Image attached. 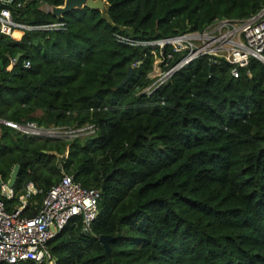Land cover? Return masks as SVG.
Here are the masks:
<instances>
[{
    "label": "trees",
    "instance_id": "obj_1",
    "mask_svg": "<svg viewBox=\"0 0 264 264\" xmlns=\"http://www.w3.org/2000/svg\"><path fill=\"white\" fill-rule=\"evenodd\" d=\"M106 1L104 11L81 7L62 18L43 6L65 0L7 5L16 23L66 26L0 32V119L98 129L37 140L0 122L3 182L20 165L15 197L0 186V201L15 210L31 183L29 200L41 203L64 173L100 189L91 231L76 219L49 242L55 264H264V63L251 58L250 74L235 78L229 63L201 56L149 94L153 48L116 37L202 31L253 16L264 0ZM103 235L112 237L111 254Z\"/></svg>",
    "mask_w": 264,
    "mask_h": 264
},
{
    "label": "built area",
    "instance_id": "obj_2",
    "mask_svg": "<svg viewBox=\"0 0 264 264\" xmlns=\"http://www.w3.org/2000/svg\"><path fill=\"white\" fill-rule=\"evenodd\" d=\"M12 2L14 0H0L2 34L12 36L16 29H65L66 24L61 21L39 26L16 23L7 7ZM43 9L53 11L49 5H44ZM116 37L122 43L153 48L156 61L150 78L154 81L143 92H154L177 71L201 56H207L214 64L221 61L229 63L232 65L231 74L237 78L242 69L250 74L251 58L264 61V8L246 19L216 20L202 31H188L158 40L137 41L120 35ZM176 56H179V60L173 63ZM23 66L29 68L31 64L25 61ZM0 122L37 140L72 141L77 137L93 135L98 129L95 124L44 127L30 120L19 123L0 119ZM0 186L7 199L15 197L14 188L8 187L5 182L0 183ZM32 186L31 183L26 186L28 194ZM27 193L21 196L20 205L13 211H8L4 202L0 201V264H17L22 261H33L35 264L47 261L55 264L49 242L76 219L83 231L90 232L99 213L101 191L85 187L73 175L64 173L60 181L48 190L40 205L34 207V215L26 213L29 207L33 208Z\"/></svg>",
    "mask_w": 264,
    "mask_h": 264
},
{
    "label": "water",
    "instance_id": "obj_3",
    "mask_svg": "<svg viewBox=\"0 0 264 264\" xmlns=\"http://www.w3.org/2000/svg\"><path fill=\"white\" fill-rule=\"evenodd\" d=\"M108 3L106 0H65L64 5L62 6H56L53 7V15H55L57 18H62L67 12L75 9V8H81V7H88L91 9H98L101 11H104L107 7ZM20 54H18L16 60L19 61ZM264 63V61H261ZM2 65V62L0 63ZM133 67H130L126 77L116 86V89L121 88L124 86L132 77L133 75ZM20 171V165H16L11 173L10 179L7 183L8 187L15 188L18 180V175ZM0 183H3V180L0 177ZM112 237L103 235L99 237V242L105 247L108 254H111V247H110V241Z\"/></svg>",
    "mask_w": 264,
    "mask_h": 264
},
{
    "label": "crops",
    "instance_id": "obj_4",
    "mask_svg": "<svg viewBox=\"0 0 264 264\" xmlns=\"http://www.w3.org/2000/svg\"><path fill=\"white\" fill-rule=\"evenodd\" d=\"M2 192V191H1ZM3 194V193H2ZM32 204H33V207H35V206H39L40 205V203H38V202H32V201H30Z\"/></svg>",
    "mask_w": 264,
    "mask_h": 264
},
{
    "label": "rangeland",
    "instance_id": "obj_5",
    "mask_svg": "<svg viewBox=\"0 0 264 264\" xmlns=\"http://www.w3.org/2000/svg\"><path fill=\"white\" fill-rule=\"evenodd\" d=\"M45 8V7H44ZM158 71V70H157Z\"/></svg>",
    "mask_w": 264,
    "mask_h": 264
}]
</instances>
